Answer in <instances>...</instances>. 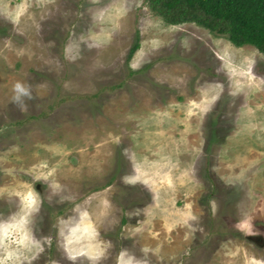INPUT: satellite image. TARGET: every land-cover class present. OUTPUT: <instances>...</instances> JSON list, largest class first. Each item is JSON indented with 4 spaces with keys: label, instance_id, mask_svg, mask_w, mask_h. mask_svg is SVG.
<instances>
[{
    "label": "rangeland",
    "instance_id": "obj_1",
    "mask_svg": "<svg viewBox=\"0 0 264 264\" xmlns=\"http://www.w3.org/2000/svg\"><path fill=\"white\" fill-rule=\"evenodd\" d=\"M0 264H264V53L147 0H0Z\"/></svg>",
    "mask_w": 264,
    "mask_h": 264
},
{
    "label": "trees",
    "instance_id": "obj_2",
    "mask_svg": "<svg viewBox=\"0 0 264 264\" xmlns=\"http://www.w3.org/2000/svg\"><path fill=\"white\" fill-rule=\"evenodd\" d=\"M151 12L167 24L196 23L226 36L234 45L264 53V0H147ZM140 47L137 42L130 56Z\"/></svg>",
    "mask_w": 264,
    "mask_h": 264
},
{
    "label": "clouds",
    "instance_id": "obj_3",
    "mask_svg": "<svg viewBox=\"0 0 264 264\" xmlns=\"http://www.w3.org/2000/svg\"><path fill=\"white\" fill-rule=\"evenodd\" d=\"M15 89L17 91L18 94H21V95H30L29 92L27 91L26 88H24L22 85L20 84H17L15 86ZM19 98V96H17V99Z\"/></svg>",
    "mask_w": 264,
    "mask_h": 264
}]
</instances>
